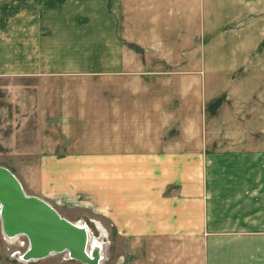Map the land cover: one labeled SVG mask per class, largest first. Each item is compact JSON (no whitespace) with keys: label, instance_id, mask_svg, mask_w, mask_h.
Returning a JSON list of instances; mask_svg holds the SVG:
<instances>
[{"label":"crops","instance_id":"1","mask_svg":"<svg viewBox=\"0 0 264 264\" xmlns=\"http://www.w3.org/2000/svg\"><path fill=\"white\" fill-rule=\"evenodd\" d=\"M235 28L261 45L264 0H0V157L161 264H264V135L213 136L198 46ZM232 154L243 164L215 177Z\"/></svg>","mask_w":264,"mask_h":264},{"label":"rangeland","instance_id":"2","mask_svg":"<svg viewBox=\"0 0 264 264\" xmlns=\"http://www.w3.org/2000/svg\"><path fill=\"white\" fill-rule=\"evenodd\" d=\"M237 28L230 29L226 33L230 35L227 36L226 43L233 42L234 44L221 46L215 37L213 46L198 45L199 53L201 51L200 55L208 54V57L213 59V66L208 68L209 77L206 81V85L209 86V97H212V101L210 100L211 111L213 112V121H215L213 136L224 135L223 140H229L230 144H239V140H245L243 135L248 136L249 132L264 135V39L261 45L253 46L252 41L249 40L251 44L246 47L245 45L239 46V30ZM218 33L216 31V34ZM262 33L264 37V28ZM243 49H245V52L250 53L246 54L251 55L249 56L251 57L250 61H237L236 57L234 61L230 62L223 60V52L225 54L242 53ZM204 65L205 62H199L196 68L197 72L200 73L201 70L205 72ZM182 66H185V63H182ZM3 80L5 79L0 81ZM202 83L205 86L204 76ZM244 89L245 91H253L254 89V93L244 95L242 93ZM233 110L235 118L233 117ZM247 122H251V125H247ZM253 122L255 123L252 124ZM248 127L252 130L248 131ZM262 146H264V137ZM212 163L215 177L217 176L216 173L222 176V171L218 167L234 169L243 164L241 161L239 162L234 154L226 157L215 156ZM261 164L264 165V147L262 148ZM0 165L8 167L14 173L16 171L13 158L0 157ZM228 176L229 173H226L224 178ZM31 177H33V173L26 170V173L21 176L23 181L19 178L27 194L44 198L52 203L63 216L74 222H82L89 230L90 235L98 238L103 243L105 255L102 264H161L158 260V248H153V253L144 252L146 248L141 238L120 236L114 223L107 216L98 214L92 206L72 205L59 197L53 196L54 198H50L36 191L35 188L39 187L34 186L32 183L34 179H31ZM233 192L236 194V189ZM58 199L61 201L58 202ZM231 199V202L230 200L225 201V206L220 201L219 203L222 206L215 207V211L221 212V210L231 208L235 210L236 195ZM28 247L29 240L25 235L21 234L10 238L5 234L0 217V264H85L80 260L70 258L66 252L53 253L41 259L27 260L21 255Z\"/></svg>","mask_w":264,"mask_h":264},{"label":"water","instance_id":"3","mask_svg":"<svg viewBox=\"0 0 264 264\" xmlns=\"http://www.w3.org/2000/svg\"><path fill=\"white\" fill-rule=\"evenodd\" d=\"M0 217L7 236L24 234L29 239L25 259H41L68 253L85 264H100L89 253L90 233L85 225L63 216L44 198L27 194L15 173L0 165Z\"/></svg>","mask_w":264,"mask_h":264},{"label":"bare ground","instance_id":"4","mask_svg":"<svg viewBox=\"0 0 264 264\" xmlns=\"http://www.w3.org/2000/svg\"><path fill=\"white\" fill-rule=\"evenodd\" d=\"M81 225H84L82 222H77ZM24 235V234H23ZM26 236V235H25ZM27 237V236H26ZM28 238V237H27ZM90 244H89V247H88V251L89 253L93 256L94 254H98V256L100 257V264L103 263V258H104V255H105V249H104V245L103 243L96 237L94 236H91L90 237ZM29 240V239H28Z\"/></svg>","mask_w":264,"mask_h":264},{"label":"built area","instance_id":"5","mask_svg":"<svg viewBox=\"0 0 264 264\" xmlns=\"http://www.w3.org/2000/svg\"><path fill=\"white\" fill-rule=\"evenodd\" d=\"M8 237H10V238H14L15 236H8ZM29 246H30V244H29ZM28 248H29V247H28ZM28 248H27V249H28ZM26 251H27V250H26ZM26 251H25V252H26ZM25 252H24V253H25ZM24 253L21 255L22 257H23V255H24Z\"/></svg>","mask_w":264,"mask_h":264}]
</instances>
